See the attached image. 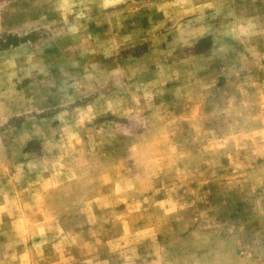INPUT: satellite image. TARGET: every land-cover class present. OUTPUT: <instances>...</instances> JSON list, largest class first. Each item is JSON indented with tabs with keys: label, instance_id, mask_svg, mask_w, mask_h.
<instances>
[{
	"label": "clouds",
	"instance_id": "obj_1",
	"mask_svg": "<svg viewBox=\"0 0 264 264\" xmlns=\"http://www.w3.org/2000/svg\"><path fill=\"white\" fill-rule=\"evenodd\" d=\"M0 264H264V0H0Z\"/></svg>",
	"mask_w": 264,
	"mask_h": 264
}]
</instances>
